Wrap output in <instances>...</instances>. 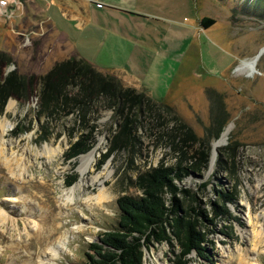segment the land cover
<instances>
[{
    "label": "rangeland",
    "instance_id": "obj_1",
    "mask_svg": "<svg viewBox=\"0 0 264 264\" xmlns=\"http://www.w3.org/2000/svg\"><path fill=\"white\" fill-rule=\"evenodd\" d=\"M182 2L176 10L177 1L169 0L168 10L155 13L154 21H163L158 17L163 14L166 22L168 16L187 22L190 35L182 39L179 52L169 49L164 58H156L158 77L151 78L147 88L134 86L123 74L92 66L102 75L111 74L122 86L138 92L145 89L152 99L170 105L200 138L212 125L220 100L226 122L218 137L210 138L207 168L186 176L179 185L196 191L206 211L222 190L234 193L235 200L227 204L229 218L219 216L208 224L204 251L200 256L193 251L188 264H264V0ZM50 13L59 17L53 8ZM36 15L40 12L26 0H0V50L11 59L0 64V82L10 76L24 82L23 87L6 90L0 105V157L17 158L10 166L0 161V264H88L90 244L117 227L116 199L140 195L134 185L139 173L161 162L173 164L184 135L177 130L173 139L170 131L175 123L164 113L156 118L146 106L139 114L141 123L131 121L136 108L127 100L115 116V108L100 89L101 81L92 84L69 64L60 66L80 56L46 22L39 26L41 17ZM201 16L215 22L193 35L192 25L200 24ZM253 58L254 70H238L243 61ZM58 89V100H49L47 95ZM88 93L91 100L71 112L73 100ZM4 123L10 127L1 132ZM229 125L232 128L215 147L210 167L214 143ZM91 127L94 142L89 151L96 155L81 173L82 154L66 160L64 153ZM186 142L187 162L200 161L203 146ZM45 146L54 151L47 153ZM228 146L232 149H223L221 155L225 169L215 171L218 149ZM72 175L76 180L67 186ZM76 183L69 203L64 192ZM102 187L107 202L85 201ZM76 226L83 230L78 232ZM171 250L166 242L149 244L144 248V264H172Z\"/></svg>",
    "mask_w": 264,
    "mask_h": 264
},
{
    "label": "trees",
    "instance_id": "obj_2",
    "mask_svg": "<svg viewBox=\"0 0 264 264\" xmlns=\"http://www.w3.org/2000/svg\"><path fill=\"white\" fill-rule=\"evenodd\" d=\"M214 22L212 18L204 17L200 25L207 28ZM10 60V57L0 50V64H7ZM64 64L72 66L70 69L74 68L75 74L87 77L92 84L97 80L101 81L100 89L105 91L109 106L115 108V116L122 112V103L127 100L126 102L136 108L133 116L129 118L131 121H138L140 124L139 114L146 106L150 112L156 113V118H160L164 113L175 123L176 126L170 131L171 136L177 130H181L184 135L177 143L180 155L173 164L164 165L161 162L158 166L139 173L134 185L140 191V195H121L116 199L119 209L117 227L103 232L99 242L90 244V252L86 254L88 264H144V248L154 242H166L171 246L170 261L172 264H188L189 255L193 251L199 256L201 251H204V243L208 241L210 235L208 224H213L219 216L229 218L231 212L227 204L235 200L234 193L222 190L217 192V201H209L210 208L206 211L196 191L193 192L179 185L186 176L198 174L207 168L211 150L210 138L218 137L226 122L225 113L220 107V100H217L219 105L213 116L212 125L207 129L205 137L200 138L179 119L173 107L152 99L145 89L138 92L132 87L122 86L120 80H114L111 74L102 75L82 57L71 58L60 66ZM23 86V80H18L14 76L0 82V105L4 103L3 95L7 92L6 90ZM59 91V89L56 90L55 95H47V98L52 101L58 100ZM90 95L88 93L84 98L78 96L74 99L71 112L86 105V100L88 102L91 100ZM64 99L66 100V94H64ZM172 137L174 139L175 136ZM186 140L196 141L203 146L200 161L187 162L184 156L187 151L184 146L188 145ZM93 142V128L91 127L88 132L80 133L77 140L71 143L64 153L65 159L71 160L88 152ZM230 148L231 146L218 149L215 171L225 169L221 156L222 150ZM75 180L76 175H72L66 185H71Z\"/></svg>",
    "mask_w": 264,
    "mask_h": 264
},
{
    "label": "crops",
    "instance_id": "obj_3",
    "mask_svg": "<svg viewBox=\"0 0 264 264\" xmlns=\"http://www.w3.org/2000/svg\"><path fill=\"white\" fill-rule=\"evenodd\" d=\"M176 1L175 9L180 10L183 0ZM26 2L40 12L39 16L36 15L41 17L38 25L46 22L47 27L56 32L57 38L70 43L72 52L102 71L123 74L126 80L139 88L149 86L150 79L158 77L156 58H164L170 53L169 49L179 52L182 39H188L190 35V27L182 19L177 21L168 16L170 22H166V16L159 14L163 21H154L157 10H168L169 0ZM50 8L58 12V18L54 13L48 14ZM192 26H195L191 32L193 35L210 27L205 28L198 23ZM169 44L171 47L167 48ZM152 71H155L153 76Z\"/></svg>",
    "mask_w": 264,
    "mask_h": 264
},
{
    "label": "bare ground",
    "instance_id": "obj_4",
    "mask_svg": "<svg viewBox=\"0 0 264 264\" xmlns=\"http://www.w3.org/2000/svg\"><path fill=\"white\" fill-rule=\"evenodd\" d=\"M255 64H256V58H253V59H250V60H247V61H243L242 64L238 66V70L239 71H244V70H247V69L254 70ZM9 127H10V123H8V124L7 123L6 124L5 123L2 124L1 125V132L7 131ZM230 128H232L231 125L227 126L226 129L224 130L223 134H222V138L220 140H218L217 142L214 143V150H213V154H212L211 161H210V167H212L213 162H214L215 149H216L215 147L222 142V139H224L225 135L230 130ZM0 145H1V143H0ZM45 150H46L47 153H50V152L52 153L54 151V150H51V149L47 148L46 146H45ZM2 154H3V151H2V148L0 146V156H3ZM95 155H96L95 154V150H91V151H89L86 154L80 155V157H79V166L78 167H79V170H80L81 173H83L84 171H86L90 167L91 163L95 159ZM2 158L0 157V161L6 162L9 166L12 163H14L15 161H17V158H15V157H12V158H3V159ZM21 169H23V168H21ZM77 187H78V185L76 183V184L70 186L68 188V190L66 189L67 191L64 192V193H66L65 200L68 201L69 203L74 200V196L73 195H74L75 189ZM107 198H108V193L105 190V188L102 187V188H100V190L98 191L97 194H95L94 196L87 197L85 199V201L90 202V201L94 200L96 204L102 205L104 202H107L106 201ZM75 228L77 229L78 232H80V231L83 230L82 229V226H76ZM58 239H59L58 243L60 245L61 244L64 245V241H61L60 238H58ZM53 247L54 246H50L49 247L50 251L51 250L54 251ZM56 247H58V246H55V248ZM55 252L56 251L53 252V256H55Z\"/></svg>",
    "mask_w": 264,
    "mask_h": 264
},
{
    "label": "water",
    "instance_id": "obj_5",
    "mask_svg": "<svg viewBox=\"0 0 264 264\" xmlns=\"http://www.w3.org/2000/svg\"><path fill=\"white\" fill-rule=\"evenodd\" d=\"M204 17L210 18V17H208V16H201V17L199 18V22H200L201 19L204 18Z\"/></svg>",
    "mask_w": 264,
    "mask_h": 264
}]
</instances>
